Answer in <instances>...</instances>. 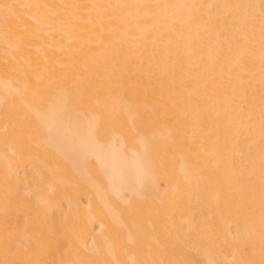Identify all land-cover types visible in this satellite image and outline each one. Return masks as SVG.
Returning a JSON list of instances; mask_svg holds the SVG:
<instances>
[{
    "label": "bare ground",
    "instance_id": "6f19581e",
    "mask_svg": "<svg viewBox=\"0 0 264 264\" xmlns=\"http://www.w3.org/2000/svg\"><path fill=\"white\" fill-rule=\"evenodd\" d=\"M262 171L264 0H0V264H264Z\"/></svg>",
    "mask_w": 264,
    "mask_h": 264
},
{
    "label": "rangeland",
    "instance_id": "374dc122",
    "mask_svg": "<svg viewBox=\"0 0 264 264\" xmlns=\"http://www.w3.org/2000/svg\"><path fill=\"white\" fill-rule=\"evenodd\" d=\"M6 131V129L2 130ZM231 163L234 164L235 169L233 171L234 181L233 184L229 185V188L234 186L238 183H246L247 181L255 183V180H253V175L248 171L247 163L244 161V157L240 154H233L231 155ZM192 170L195 174H201V175H208L221 178L222 170L221 166L216 162H212L209 166L210 169L206 168L204 164L198 161L191 162ZM239 166V169H236ZM204 167V168H201ZM29 167H22L19 166L16 168L17 175L20 177V186L18 188V194H20V197L24 196L27 199H31L35 195V188L38 187L39 183H36L34 178L31 176V170H29ZM65 172V175L69 177L70 181L68 184H65L62 187L61 197H59L56 200L57 206L54 208L53 214L49 216L47 219L54 221L55 225L58 228V243L61 246V249L59 250L60 253L64 252V248L67 247L66 243L64 242V239L62 237L63 233L71 234V230L66 222L65 215L67 214L69 207L67 204V199L69 196L73 197L76 203H80L82 197H83V190L82 186L85 185L84 183H81L79 178L73 174L68 168L63 169ZM264 173V171H262ZM83 184V185H81ZM0 192L2 194H7V190L4 188H0ZM206 208V206L204 207ZM204 213V218L210 219V213L209 208L207 207L202 211ZM212 218V217H211ZM96 227L88 226L86 224V219L84 217L83 223L81 225L82 230V236L86 241L90 239V236L92 234H96L95 231ZM242 230V229H241ZM241 230L237 231L236 227L234 225L230 226V231L234 234L236 232H240ZM196 258V256L194 257Z\"/></svg>",
    "mask_w": 264,
    "mask_h": 264
}]
</instances>
